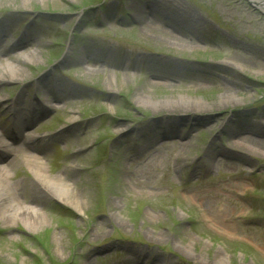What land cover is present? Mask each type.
Returning a JSON list of instances; mask_svg holds the SVG:
<instances>
[{
  "label": "rangeland",
  "instance_id": "obj_1",
  "mask_svg": "<svg viewBox=\"0 0 264 264\" xmlns=\"http://www.w3.org/2000/svg\"><path fill=\"white\" fill-rule=\"evenodd\" d=\"M0 74V264H264L263 7L0 0Z\"/></svg>",
  "mask_w": 264,
  "mask_h": 264
},
{
  "label": "bare ground",
  "instance_id": "obj_2",
  "mask_svg": "<svg viewBox=\"0 0 264 264\" xmlns=\"http://www.w3.org/2000/svg\"><path fill=\"white\" fill-rule=\"evenodd\" d=\"M251 2L255 3V5H258L259 7H263L264 8V0H250ZM150 26V25H149ZM173 31H171L170 34H173L175 32V30L179 31L180 33L183 32V28H179L178 26H176V24H173L172 26ZM174 38L179 39L178 37L174 36ZM178 40V41H179ZM14 66V65H13ZM17 66H14V68H16ZM13 79L14 78V74H6V75H2L0 74V81H2L3 79ZM3 101L2 96H0V102ZM12 109H15L16 111H19L21 109H18V107L16 105H14L12 107ZM28 110V107H27ZM38 115V108L36 106H33V113ZM15 112V111H14ZM18 125V124H17ZM18 125L17 128H20ZM19 134V136H18ZM16 134L17 136L15 137V139L19 138L20 136V142L18 144L14 143H1L0 141V159H3V153L6 152V150L8 151V153L10 152L12 154L10 161L7 163L6 167H11V165L13 163H15L16 161L19 160L18 155H20V159L22 157L24 158H28L29 161L31 162H35V156L32 153L34 150H36V146L32 143V137L29 136H25L22 133H18ZM22 134V135H21ZM244 136V135H242ZM245 137H248L245 135ZM243 138V137H240ZM234 146L237 147L239 150H242V154H249V153H253L255 152L254 146L252 145L250 139L248 138L247 143H242V142H233ZM37 163V162H36ZM41 171H43V167H40ZM41 175V174H40ZM8 177V173L6 171V169H4V167L0 168V183L3 182V179H7ZM41 177L43 178L44 176L41 175ZM59 181V179L57 180ZM30 183L31 185H33L34 188H36L38 191L40 192H45V186L42 183V180L39 176H33L30 177ZM65 188V190L67 189L66 193L70 191V185H65L63 186ZM70 193V192H69ZM11 192L9 189H7L5 186H3L2 188H0V206L3 210H11L13 211V215L17 216L21 219H25L26 222L29 223V225L31 226V228H34L36 226H42L46 223L48 217L44 212H41L40 210H36L35 208L32 207H23V206H18L14 205V202L12 203V199L10 198ZM73 195V191H71L70 194H65L63 191L59 192V196L61 198V200H63L64 202H66L67 204L75 207V209H80L81 204L79 202L76 201V199L72 196Z\"/></svg>",
  "mask_w": 264,
  "mask_h": 264
}]
</instances>
